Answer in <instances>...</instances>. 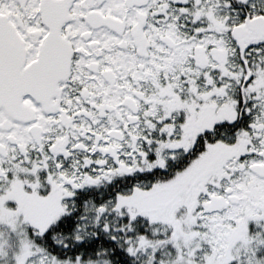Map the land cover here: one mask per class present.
I'll return each mask as SVG.
<instances>
[{
    "label": "flooded vegetation",
    "instance_id": "flooded-vegetation-1",
    "mask_svg": "<svg viewBox=\"0 0 264 264\" xmlns=\"http://www.w3.org/2000/svg\"><path fill=\"white\" fill-rule=\"evenodd\" d=\"M48 38L37 70L51 88L8 101ZM58 57L66 75L55 83ZM244 126L247 143L233 150ZM191 165L214 190L202 192L206 215L264 216V177L252 170L264 167V0H0V201L26 235L109 176ZM216 167L229 175L216 180ZM245 170L258 179L248 201L236 182L249 181L229 179ZM213 199L224 207L207 211Z\"/></svg>",
    "mask_w": 264,
    "mask_h": 264
},
{
    "label": "rangeland",
    "instance_id": "rangeland-1",
    "mask_svg": "<svg viewBox=\"0 0 264 264\" xmlns=\"http://www.w3.org/2000/svg\"><path fill=\"white\" fill-rule=\"evenodd\" d=\"M232 110L234 120L236 110L234 107ZM249 133L246 126L239 129L232 136V146L247 143ZM232 148L235 150L234 146ZM214 155L216 152L207 156L210 158L207 163L213 161ZM221 170L216 167L213 171L216 180L219 176L229 175ZM196 172L193 174L191 165L178 173L173 172L171 178L153 184L150 189L139 190L135 186L130 194L117 195L115 210L118 215H126L131 221L141 218L152 228L150 237H125L126 250L139 264H264V216L259 219L238 218V215L225 212L216 217L206 215L200 204L206 200L204 194L210 195L214 190L205 189L201 183L203 178L197 183L194 180ZM238 176L240 180L249 181L248 186L236 182L241 190L249 187L246 194L242 193L248 201L250 191L254 189L252 183L256 184L258 179L248 170L239 174L233 171L229 179L235 181ZM15 191L22 194L20 185ZM2 205L0 264H106L104 261L83 262L79 258L60 260L52 257L31 243L25 225H21L26 222L21 219L22 215H13L14 207L10 203L0 201ZM250 205L255 204L252 201L246 204L248 210ZM56 207L57 211H64L60 205ZM232 208L234 211L237 207ZM220 221L224 227H218ZM38 223H42V229L48 225L42 218Z\"/></svg>",
    "mask_w": 264,
    "mask_h": 264
},
{
    "label": "trees",
    "instance_id": "trees-1",
    "mask_svg": "<svg viewBox=\"0 0 264 264\" xmlns=\"http://www.w3.org/2000/svg\"><path fill=\"white\" fill-rule=\"evenodd\" d=\"M147 171L123 173L119 177L112 175L100 185L87 187L83 193L77 192L76 198L68 202L67 212L54 225L28 235L31 243L60 260L79 258L83 262L139 264L126 250L128 244L124 238L150 237L151 225L141 218L131 221L126 215L121 217L116 213L115 205L117 195H128L135 186L150 189L153 184L173 175L171 171Z\"/></svg>",
    "mask_w": 264,
    "mask_h": 264
},
{
    "label": "water",
    "instance_id": "water-1",
    "mask_svg": "<svg viewBox=\"0 0 264 264\" xmlns=\"http://www.w3.org/2000/svg\"><path fill=\"white\" fill-rule=\"evenodd\" d=\"M51 40L48 38L42 48L41 51V58L40 60L36 63V65L32 66L28 72L26 73L25 77L29 80V82H25V89L24 90H20L17 92H13V91H8L7 92V98L8 101H12L14 98V96L19 97L21 94L23 93H28L31 96H37L40 93L42 94V92L44 90H48L51 87L49 86V79H48V75H46V81H43L41 83V88L39 87V82L41 80V78L44 76L42 75L40 72H38L37 68L38 65H44L47 64L49 61V45H50ZM64 72V74H63ZM66 75V68L64 65V58H56V72L55 75L52 74L50 75L52 80H55V83L60 79L63 78V76ZM55 78V79H54ZM54 84L52 83V87L54 88ZM5 106V105H4ZM8 109L13 108L12 104H8L7 105ZM252 170L254 172H256L259 176L264 177V167H252ZM230 200L232 203H235L237 200L234 197H230ZM224 207V204L221 202V200L219 199H213L210 204H208L206 206V210L207 211H218L221 210Z\"/></svg>",
    "mask_w": 264,
    "mask_h": 264
}]
</instances>
